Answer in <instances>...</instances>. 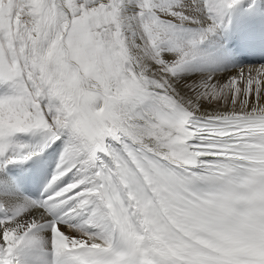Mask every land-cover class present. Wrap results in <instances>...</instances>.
<instances>
[{"label":"snow or ice","instance_id":"1","mask_svg":"<svg viewBox=\"0 0 264 264\" xmlns=\"http://www.w3.org/2000/svg\"><path fill=\"white\" fill-rule=\"evenodd\" d=\"M242 3L0 0V166L63 144L42 201L0 204V264L44 227L58 264H264V66L176 79Z\"/></svg>","mask_w":264,"mask_h":264},{"label":"bare ground","instance_id":"2","mask_svg":"<svg viewBox=\"0 0 264 264\" xmlns=\"http://www.w3.org/2000/svg\"><path fill=\"white\" fill-rule=\"evenodd\" d=\"M252 0H243V5H248ZM264 5V0H261ZM198 5L199 0H166L165 7L169 6H187V5ZM188 11L193 15L197 14L195 7L188 8ZM232 12V11H231ZM226 19V18H225ZM198 31L196 27L185 26L182 31L178 33V36L181 39H188L193 33ZM203 45V47H201ZM200 46L204 51L197 48L195 53V58L192 63L186 68L185 71L179 74L176 78L180 81L181 85L185 82L187 85L191 86L193 82L200 83L203 80L212 78L213 80H219L223 82L227 78V75L238 72L241 69H252L259 68V65H250L240 58L234 51L231 50L230 46H224L220 41L217 33L207 40H205ZM213 46V48H212ZM205 47V48H204ZM170 55L169 53H165ZM3 89H0V94L3 93ZM207 104V102H205ZM208 111H212L213 107L208 106ZM23 135V134H22ZM22 135L16 137L13 141V151H30L31 148L25 146L23 140L21 139ZM30 134H27L29 136ZM20 139V140H19ZM62 144L61 141H59ZM44 142L37 143L33 146H42ZM56 145V144H55ZM52 149L54 148L51 146ZM35 148V147H33ZM18 149V150H17ZM52 152H48L49 159L52 160ZM59 160L56 161L58 163ZM1 169V167H0ZM2 169L0 170V204H3L5 201L9 204H20L31 207V203L28 202L24 196L13 187L9 180L10 177L3 176ZM70 178H66L68 180ZM3 213L0 212V216ZM51 249L50 244V234L47 227L41 228L35 235V243L28 248V251H24L20 257H24V261H20V264H49V259L52 260L55 258L53 255L48 258L46 254L39 253V251H47ZM54 262V261H53ZM52 262V263H53Z\"/></svg>","mask_w":264,"mask_h":264},{"label":"rangeland","instance_id":"3","mask_svg":"<svg viewBox=\"0 0 264 264\" xmlns=\"http://www.w3.org/2000/svg\"><path fill=\"white\" fill-rule=\"evenodd\" d=\"M168 1V0H167ZM170 1V0H169ZM158 2L159 3H161L162 5H166V0H158ZM202 44H200L199 46H198V48L200 49V50H202V51H204V49H202L201 47H203V45L201 46ZM201 46V47H200ZM205 48V47H204ZM212 48H213V46H212ZM44 142V141H43ZM34 143H37V141H35V142H33V144H32V146L33 145H35ZM60 143V142H59ZM49 148L50 149H52V147L51 146H49ZM18 150V149H17ZM51 156H52V160H55V158H56V156L53 154V153H51ZM1 170V169H0ZM3 174V173H2ZM3 176H6L7 178H8V176L7 175H4L3 174Z\"/></svg>","mask_w":264,"mask_h":264}]
</instances>
